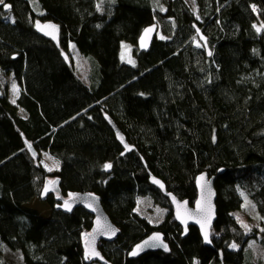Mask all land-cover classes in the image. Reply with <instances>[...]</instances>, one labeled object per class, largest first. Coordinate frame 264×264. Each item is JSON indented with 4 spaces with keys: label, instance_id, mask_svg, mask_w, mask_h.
Here are the masks:
<instances>
[{
    "label": "trees",
    "instance_id": "obj_1",
    "mask_svg": "<svg viewBox=\"0 0 264 264\" xmlns=\"http://www.w3.org/2000/svg\"><path fill=\"white\" fill-rule=\"evenodd\" d=\"M37 20L60 25L58 46L34 31ZM151 25L165 39L144 53L137 43ZM196 29L210 57L194 45ZM124 43L133 64L120 61ZM71 48L89 63V86L75 74ZM0 72L19 87L14 103L0 95V254L16 253L22 264H98L84 257L93 217L83 208L65 214L57 195L41 201L45 218L29 208L44 189L37 160L47 153L59 162L63 197L96 195L119 229L99 246L108 263L264 264L233 218L247 200L264 227V0H4ZM107 115L134 147L129 154L121 156ZM149 173L191 205L197 175L217 176L212 248L194 228L182 238ZM142 197L169 210L164 222L140 217ZM154 231L169 254L129 259Z\"/></svg>",
    "mask_w": 264,
    "mask_h": 264
},
{
    "label": "water",
    "instance_id": "obj_2",
    "mask_svg": "<svg viewBox=\"0 0 264 264\" xmlns=\"http://www.w3.org/2000/svg\"><path fill=\"white\" fill-rule=\"evenodd\" d=\"M171 1L174 2L176 0ZM8 9L9 8L6 7L5 10L8 11ZM157 29L158 27L156 25H152L147 27L141 34L137 43L138 49H140L141 52L146 53L150 50L156 38L155 34ZM34 31L46 41L53 42L55 46L59 45L58 41L61 33L60 25L58 26L51 21L42 22L37 20L34 26ZM196 31L199 42H201L202 46H204L208 54L207 56L210 57L207 38L201 33V31H198V29H196ZM62 57L65 63L69 65L70 63L66 54H63ZM105 121L108 126L111 127L117 142L123 148L121 156H125L132 152L134 147L128 144L126 137L108 115L106 116ZM26 146L31 156L37 157V152L27 142ZM216 180L217 176H210L207 173L197 175L194 185L197 192L196 201L193 205H191L189 200H181L172 193H169L167 188H165L164 183H162L153 174L151 175L149 173L150 185L157 189L163 197L169 200L173 219L183 231L182 238H187L190 231L189 228H194L199 231L201 241L206 248L213 247L212 231L214 230L213 227L217 221ZM44 183V189L42 190L40 196L41 201L45 202L50 195H57L61 204L59 209L63 213L67 214L81 207L86 213L93 217V226L90 233L83 236L82 246L84 249V257L88 258L90 261L97 262L98 264H110L104 256L101 255L99 246L101 242L112 243L120 234L119 229L110 221L108 215L104 212L100 198L89 192L71 193L67 198H64L62 193H60V180L58 177H56L52 182L46 180ZM154 232L155 233L150 234L145 237L144 240L134 245L133 249L128 254L129 259L134 260L135 258L144 256L145 253L160 252L165 255L169 254V243L165 242L164 235L157 231Z\"/></svg>",
    "mask_w": 264,
    "mask_h": 264
},
{
    "label": "rangeland",
    "instance_id": "obj_3",
    "mask_svg": "<svg viewBox=\"0 0 264 264\" xmlns=\"http://www.w3.org/2000/svg\"><path fill=\"white\" fill-rule=\"evenodd\" d=\"M4 4V3H3ZM189 4L193 5L192 1H189ZM2 5V4H0ZM152 26V25H151ZM145 31V30H144ZM143 31V32H144ZM155 36L158 39L164 40L162 33L157 29ZM198 39H195L194 45L197 48H200V44ZM198 44V45H197ZM122 52L120 56V61L123 63L133 64V54L132 49L127 46V44L122 45ZM71 59L74 63V71L77 75V78L82 84L89 86V63L81 57L73 48H71ZM19 94V87H17L16 82L13 76L6 75L0 72V95H5L10 98V101L14 103ZM23 115V113H21ZM40 166L43 168L46 173V180L52 182L55 180L57 175L59 174L60 165L59 162L55 159H52L47 153H41L39 160H37ZM45 180V181H46ZM246 204L242 210L233 213V218L237 221L240 228H242V233L245 235L247 239H253L248 248L252 251V257L255 261L263 259L264 249L262 245H260V241H262V234L264 233V227L261 226L260 218L256 213L253 206L248 205V201L245 200ZM29 208L36 209L42 217L49 216L50 209L46 203H42L41 200L34 199V201L29 204ZM61 206V205H60ZM59 206V207H60ZM136 211L140 215L141 218H145L150 222L151 225H159L164 222L166 215L169 213V210H165L157 206L151 199L142 197L138 199V204ZM90 233V232H89ZM0 260L3 264H22L20 257L18 254L10 253L7 250H4L3 253L0 254Z\"/></svg>",
    "mask_w": 264,
    "mask_h": 264
},
{
    "label": "bare ground",
    "instance_id": "obj_4",
    "mask_svg": "<svg viewBox=\"0 0 264 264\" xmlns=\"http://www.w3.org/2000/svg\"><path fill=\"white\" fill-rule=\"evenodd\" d=\"M199 40V39H198ZM23 141H24V144H25V147H26V150L28 151V149H27V146H26V142L34 149V147H33V145L30 143V142H28V141H26L25 139H23ZM35 150V149H34ZM29 152V151H28ZM37 152V151H36ZM30 153V152H29ZM37 155H38V153H37ZM38 157V156H37ZM92 194V193H91ZM167 199V198H166ZM169 201V200H168ZM112 222V221H111ZM113 223V222H112ZM114 225H115V223H113ZM91 262V261H90ZM97 263V262H96Z\"/></svg>",
    "mask_w": 264,
    "mask_h": 264
},
{
    "label": "snow or ice",
    "instance_id": "obj_5",
    "mask_svg": "<svg viewBox=\"0 0 264 264\" xmlns=\"http://www.w3.org/2000/svg\"><path fill=\"white\" fill-rule=\"evenodd\" d=\"M3 3H4V0H0V4H3ZM5 7H9V6L5 5ZM106 167H110V165H107ZM133 254H135V253H133Z\"/></svg>",
    "mask_w": 264,
    "mask_h": 264
}]
</instances>
